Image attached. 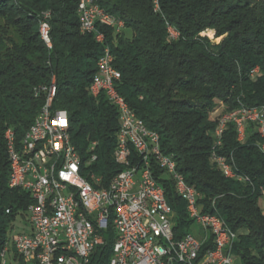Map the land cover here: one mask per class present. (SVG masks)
<instances>
[{"label": "trees", "instance_id": "1", "mask_svg": "<svg viewBox=\"0 0 264 264\" xmlns=\"http://www.w3.org/2000/svg\"><path fill=\"white\" fill-rule=\"evenodd\" d=\"M122 21L121 33H104L114 67L121 73L118 93L146 127L159 134L162 153L177 163V172L200 195L201 212L218 215L238 235L231 251L241 264H264V154L255 145L237 141L233 124L225 132L221 155L234 160L233 169L248 177L243 185L224 177L210 163L216 104L226 111L264 106V0H96ZM51 28L52 49L39 33L44 14ZM177 33L171 39L168 27ZM214 30L224 36L214 45L202 36ZM102 48L93 35L81 32L76 0H0V253L12 224L32 203L31 197L9 187L6 132L22 140L45 104L41 87L56 81L53 110L65 111L70 137L84 161L96 156L90 169L108 183L121 168L114 159L119 118L105 95L94 99L88 88ZM260 73L252 78L251 72ZM92 143H97L93 152ZM156 178L176 213L175 238L191 233L186 203L173 182ZM9 211V213H7ZM111 227V226H110ZM108 228L105 245L90 264H109L116 235ZM214 245V244H213ZM203 246L202 253L211 248ZM23 264V263H20Z\"/></svg>", "mask_w": 264, "mask_h": 264}, {"label": "built area", "instance_id": "2", "mask_svg": "<svg viewBox=\"0 0 264 264\" xmlns=\"http://www.w3.org/2000/svg\"><path fill=\"white\" fill-rule=\"evenodd\" d=\"M76 1L81 32L93 35L96 44L102 48L95 79L87 91L94 99L105 95L117 110L119 130L114 159L121 170L105 183L101 175L90 169L91 163L97 159L94 155L89 161L82 158L84 174L75 173V157L82 156L76 154L75 146H67V139H63V132L70 129L68 115L65 111L53 110L55 85L51 93H44V87L39 88L36 93L44 94L45 104L33 122L35 135L28 136V143H23V153L15 152L17 136L13 130H7L5 136L9 164L14 167V182L10 189L27 193L32 203L22 214L29 229L10 235L0 253V264H90L97 248L105 245L108 234V187H115L117 194V248L111 254L109 264H236L237 258L232 251H225V240L220 234V226H227L223 219L218 215L217 219H207L201 212L199 193L177 172L174 159L162 153L159 134L149 130L137 118L116 89L120 72L114 67L106 36L97 26L121 33L125 29L124 23L102 10L96 0ZM154 5L158 11L159 0H154ZM42 20L52 42L48 15H43ZM168 33L171 39L179 36L170 26ZM259 73L260 69L255 68L250 76L254 78ZM218 109L212 113L213 122ZM243 114H252V121L244 122ZM228 116H234L237 141L245 144L251 136L257 135L259 140L255 145L264 154V106L251 107V110L236 108ZM229 125L224 120L223 133L213 132L210 163L223 166L221 174L224 177L251 185V180L236 167L235 175H228V163H234V160L221 158ZM243 125H250V135H243ZM39 145H55L60 150V160L39 154ZM96 147L97 143H92L89 151L93 152ZM126 150H133L132 160H125ZM48 162L57 164V181H49L46 175ZM22 171H29L28 188H21ZM157 171H161V177L173 184H181L182 200L186 203L189 219L202 229L200 240L191 233L176 240L174 228L177 217L155 215V206H163L167 210L165 191L156 178ZM78 176L94 179V186L79 184ZM261 190L259 206L261 203L264 205V190ZM233 234L235 243L238 235ZM213 238H220V245H213ZM207 243L212 247L202 253Z\"/></svg>", "mask_w": 264, "mask_h": 264}, {"label": "bare ground", "instance_id": "3", "mask_svg": "<svg viewBox=\"0 0 264 264\" xmlns=\"http://www.w3.org/2000/svg\"><path fill=\"white\" fill-rule=\"evenodd\" d=\"M44 15H48V19L50 18V14L47 13ZM49 29H51L50 25H49ZM39 33L46 47L48 49H52V42L50 41V38L47 36L46 28L44 26L43 20L40 23ZM206 34H208V36H212L211 31L206 32ZM120 80H121V73H120ZM54 85H55L54 97H56L57 86H56V81L54 79L52 80L51 84L48 87H44V93H51V90L53 89ZM239 110H251V108L242 105L239 107ZM217 112H219V109L218 111H216V113ZM228 113H232V110L226 111L224 109L217 116H214L215 117L214 121L215 123H217V127H216L214 134L223 133L224 120H226V124L234 123V116H228ZM243 121L251 122L252 114H243ZM34 135H35V123L32 124L29 131L27 132V134L22 140L18 141L16 137L15 152L23 153V143H28V136H34ZM243 135H250V125H243ZM63 139H67V146H74L70 139L69 132H63ZM39 154H47V156H51L53 160H60V150L56 149L55 145H48V147L47 145H39ZM76 154H79L77 148H76ZM221 158L222 160H228L226 157L222 155H221ZM132 159H133V150H126L125 160H132ZM214 167H216L218 170H220L223 173V166H214ZM233 168H234L233 164L228 163V175H235ZM74 172L77 174L85 173V165L83 164L82 157H75ZM46 175L49 176V181H57V164L55 162H48V164H46ZM226 178H229V177H226ZM13 182H14V167L10 166L9 187L13 184ZM78 183L86 185V186H94V179H90L85 176H78ZM28 186H29V171H22L21 188H28ZM174 186H175V189L179 197L183 199V189L181 187V184H174ZM165 204H167V210H164L163 206H155V215L161 216V218H168V216H176V213L174 212V210L168 205L166 196H165ZM107 205H108V207L106 208V219L108 220L107 231L109 230L108 228L111 226L114 234L116 235L115 242L113 245V251H112V253H115V250L117 248V226L115 224L116 223L115 215H116V205H117V194L115 192V187H108ZM205 215L207 216V219H217V215H207V214ZM220 234L222 235V238L225 240V251H231V248L234 244L233 232L227 226H220ZM13 235H18V233H15V234L13 233ZM213 244L220 245V238H213Z\"/></svg>", "mask_w": 264, "mask_h": 264}, {"label": "rangeland", "instance_id": "4", "mask_svg": "<svg viewBox=\"0 0 264 264\" xmlns=\"http://www.w3.org/2000/svg\"><path fill=\"white\" fill-rule=\"evenodd\" d=\"M208 31L212 32V36H208V34H206V32H208ZM202 36L208 37L214 45L220 44L222 42V40L224 39V36L216 37V32L214 30H211V29L206 30L202 34ZM221 105H223V107ZM217 108H219V112H217V113L215 112L214 116H217L221 111L226 109V106L222 102L218 103L215 105L213 111H215ZM214 120H215V117H214ZM260 206H261L260 208L264 211V205L261 203ZM12 228H13V230L10 232V235H13V233L15 234V233H22V232L27 231L29 229L27 219L22 215L18 216L16 221L13 223ZM191 234L200 240L202 238L201 227L198 224H193V226L191 228Z\"/></svg>", "mask_w": 264, "mask_h": 264}, {"label": "crops", "instance_id": "5", "mask_svg": "<svg viewBox=\"0 0 264 264\" xmlns=\"http://www.w3.org/2000/svg\"><path fill=\"white\" fill-rule=\"evenodd\" d=\"M236 264H241L239 259H237Z\"/></svg>", "mask_w": 264, "mask_h": 264}, {"label": "water", "instance_id": "6", "mask_svg": "<svg viewBox=\"0 0 264 264\" xmlns=\"http://www.w3.org/2000/svg\"><path fill=\"white\" fill-rule=\"evenodd\" d=\"M243 1H249V0H243ZM252 1H256V2H259V1H261V0H252Z\"/></svg>", "mask_w": 264, "mask_h": 264}]
</instances>
